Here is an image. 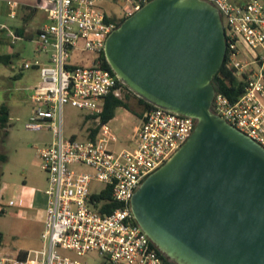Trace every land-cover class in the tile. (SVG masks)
<instances>
[{"label":"built area","instance_id":"1","mask_svg":"<svg viewBox=\"0 0 264 264\" xmlns=\"http://www.w3.org/2000/svg\"><path fill=\"white\" fill-rule=\"evenodd\" d=\"M42 1L48 23L38 32L37 51L48 59L25 61L22 68L37 67L40 72L32 95L37 105L26 126L48 127L53 133L51 144L37 148L48 181L43 190V248L33 261L30 252L21 258L19 253L10 256L0 251V264H89L69 256L70 251L102 254L108 264H175L158 252L136 222L131 198L141 182L186 141L195 119L161 107L147 108L133 134L135 144L112 149L117 135L109 122L101 123L99 114L105 97L121 95L123 88L117 76L101 66L100 53L117 21L107 19L111 15L105 0ZM133 1V8L123 15L142 6ZM207 1L219 9L225 26V65L244 81L236 99L215 92L212 108L264 147V0ZM66 104L97 116L100 129L95 138L65 136ZM96 183L101 185L98 189ZM108 188L111 200L118 203L110 211L103 210L108 199L97 198Z\"/></svg>","mask_w":264,"mask_h":264},{"label":"water","instance_id":"2","mask_svg":"<svg viewBox=\"0 0 264 264\" xmlns=\"http://www.w3.org/2000/svg\"><path fill=\"white\" fill-rule=\"evenodd\" d=\"M104 54L137 96L196 121L134 191L141 229L175 264H264V147L212 108L227 54L219 9L149 0L112 30Z\"/></svg>","mask_w":264,"mask_h":264},{"label":"rangeland","instance_id":"3","mask_svg":"<svg viewBox=\"0 0 264 264\" xmlns=\"http://www.w3.org/2000/svg\"><path fill=\"white\" fill-rule=\"evenodd\" d=\"M132 1L105 0L104 7L111 16L120 17L126 9L133 8L135 2ZM14 21L15 19H9L8 24L11 26ZM46 23L48 19L43 11L33 19L31 27ZM0 35L4 38V42L0 43V52L14 54L9 64L0 63V106L5 103L10 109V119L6 127L8 134L4 135V129H0V155H6L5 159L0 156V188L2 184H6V188L0 191V209H4V213L0 214V232L4 235L0 251L12 256L18 255L19 248L27 249L33 261L41 256L40 251L43 248L41 227L26 214L25 207L10 206L7 203L11 198H29V195L35 194L37 188H44L46 185V172L41 167L37 148L51 144L53 133L48 127L33 129L26 126L37 105L32 95L34 85L40 81V74L36 67L21 68L25 61L41 58L43 53L37 51L38 34L35 30L32 38L15 37L8 30L0 32ZM135 104L134 102V106ZM123 111V108L117 110V116L110 123V126L116 128L118 135V141L110 145L114 150L130 148L135 144L131 136L136 117H127L122 114ZM87 113V110L71 104L64 106L65 136L77 134L80 138H86L88 129L85 127L98 124L94 117L86 118ZM84 121L88 122L84 124ZM100 186L99 183L95 184L96 189ZM69 254L89 264H108L106 258L96 252L79 255L72 251Z\"/></svg>","mask_w":264,"mask_h":264},{"label":"trees","instance_id":"4","mask_svg":"<svg viewBox=\"0 0 264 264\" xmlns=\"http://www.w3.org/2000/svg\"><path fill=\"white\" fill-rule=\"evenodd\" d=\"M139 1L141 2V5H143L149 0H139ZM126 17H127L126 15H122L120 17L111 16V17H107V19L115 20L117 21V25H119L121 22H123V20ZM23 30L24 29H21L19 31V29H16L14 34L16 36L24 37L25 33L23 32ZM12 57H13L12 54L0 52V63L9 64L12 60ZM100 58L102 60L101 66L113 72L108 61L105 58L104 50L100 53ZM213 83L215 85L216 92H222L226 94L230 99H236L243 92L244 81L240 79L237 75H235L233 69L227 68L225 65V62L223 63L220 70L214 76ZM118 85H120L123 88L121 95H115L111 93L107 95L104 99L103 109L101 113L99 114L101 123L109 122L115 116L116 109L118 107H124L137 115H140V113L136 110V106L141 107L142 111H144L147 108L154 107L153 104L137 96L133 91H131L124 83H122L119 80H118ZM132 99L136 103L135 106H134V102H132ZM9 117H10L9 107L5 103L1 104L0 106V128H5L4 135L8 134L7 133L8 129L6 127H7V122L9 121ZM96 117L97 116L94 115V119ZM86 118H90V115H87ZM89 129H90L89 136L93 139L97 136L99 132L100 124H97L96 126H92ZM73 137L76 138L75 135H73ZM2 157L4 159L6 158V156H2ZM110 192L111 191L108 188L103 193L97 196L98 199H108V203L103 207V210H106V211H110L113 208L117 207L118 205L117 202H114L111 200ZM3 213H4V210L0 209V214H3ZM3 237H4L3 233L0 232V245L2 244ZM19 256L21 258L26 257L27 251L20 250Z\"/></svg>","mask_w":264,"mask_h":264},{"label":"crops","instance_id":"5","mask_svg":"<svg viewBox=\"0 0 264 264\" xmlns=\"http://www.w3.org/2000/svg\"><path fill=\"white\" fill-rule=\"evenodd\" d=\"M12 2L15 3L14 7L10 4ZM42 2H43L42 0H0V32L8 30V32L10 34L14 35L15 37H20V36H16L14 34V32L16 31V29H19V31L21 29H24L23 30V32L25 33L24 35L27 37H30V38L33 37V30H35L38 34V32L42 26L37 25L35 27L34 26L31 27V23L33 22V19L37 18V16L40 15V12L42 13L44 11L40 6L42 4ZM12 10H14V12H15L14 15H12V13H11ZM44 16L47 18V13L45 11H44ZM18 18H20V19L17 21ZM9 19H15V21H14L15 23H12L11 26H10V23L8 24ZM3 42H4V38L0 35V43H3ZM6 53H8V52H6ZM9 54H13V53H9ZM15 54H17V53H15ZM41 56H42L41 58L40 57L39 58L37 57V58L43 62L47 61L48 57L45 54H42ZM22 69H25V68H22ZM39 74H40V72H39ZM121 108H123L125 110L122 113L123 115H125L127 117L129 115H132V116L136 117V121L134 122V126H133V134H134L135 130L139 127V125L141 123V115H142L141 112H143L142 108L139 106H136V110L140 113V115H137V114L131 112L130 110H128L124 107H118L116 109V112H117V110H120ZM87 115H89V114H86V116ZM116 116H117V113H115V116L109 121V124L112 122V120ZM90 118H91V115H90ZM9 119H10V117H9ZM88 121H84V124L87 123ZM90 127H91L90 125L85 127L88 129L87 130L88 132L86 134V138H80V137H78L77 134H74L75 137L78 139H82V140L90 139L91 138L89 136V134H90L89 128ZM0 129L5 130V128H0ZM112 129L115 132L116 128L112 127ZM133 134L131 136L132 140H133ZM116 135H117V133H116ZM70 137H73V135H71ZM117 139H118V135H117ZM114 143H116V142H114ZM114 143H112V145ZM0 156L2 159H4L2 156H6V155L1 154ZM47 185H48V181H47V174H46V185L44 186V188H37L36 192H35V194H33V196L28 194L29 196H31L29 198H26L23 196L20 197L19 199L11 198L8 200V203H7L10 206L25 207L27 209V213L26 212L25 213L29 217H31V220H33L36 223H39V225L41 227V234H42L43 229H44L45 207H46V197L43 193V190L47 187ZM5 188H6V184H4V185L2 184L0 191L2 189L4 190ZM0 194H1V192H0ZM1 197H0V200H1ZM11 200H13V204H10ZM41 239H42V236H41ZM19 250H24V251L29 252V250L23 249V248H19ZM70 252H67V254ZM68 255L71 256L70 254H68ZM71 257H73V256H71ZM74 258H76V257H74Z\"/></svg>","mask_w":264,"mask_h":264}]
</instances>
